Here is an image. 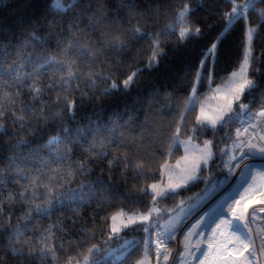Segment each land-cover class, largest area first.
<instances>
[{
	"label": "snow or ice",
	"instance_id": "obj_1",
	"mask_svg": "<svg viewBox=\"0 0 264 264\" xmlns=\"http://www.w3.org/2000/svg\"><path fill=\"white\" fill-rule=\"evenodd\" d=\"M194 2L203 7L202 0ZM225 2L232 7L223 13V30L211 40L199 62L189 70L193 80L191 94L168 145L169 155L177 145H187L205 132H210L213 139L203 141V147L198 149V158L190 168L181 170L178 182L170 181L163 188L155 183L141 187L139 196L120 190L124 199L139 202L146 211L134 209L126 213L121 209L110 217H100L101 225L107 226V238L87 249V255L83 256L84 264H108L109 257L113 256L120 264H132L133 258L141 252L144 258L136 260V264H145L149 252L154 254L157 264L161 260L167 262L172 256L167 244L174 241L178 233L183 237V248L172 258L173 264H186L185 254L193 255L198 264H264V186L256 182L257 177L264 178V167L246 163L256 158L264 160V91L260 90L255 79L250 78V70L252 77L264 75L255 67L260 55L255 54L253 47L254 39L264 36L261 32L264 27V0H243L240 4L236 0ZM166 6L169 9L173 7L172 4ZM48 11L54 18L44 21L49 30L47 33L37 35L43 32V28L33 24V31L22 39L0 40V136H12L15 140L0 150L11 153L0 156V188L6 189L12 183L20 189L10 193L6 201L0 200V234L7 238L4 249L0 250V264H5V257H14L27 264H37L38 261L55 264L57 250L65 252V245L75 250V247H83L85 241L96 239L87 229H81L75 238L64 233V241L54 247L55 231H63L60 225L53 224L44 229L38 239L29 225L42 217L50 218L55 212H68L69 215L62 219L70 220L74 229L80 209L92 203L101 207L109 203L117 191L109 182L97 179L95 183H80L77 188L69 186L76 176L83 177L91 172L90 162L106 161L109 173L123 166L122 175L130 172L132 183L146 176L148 159H137L134 149L137 143L143 144L145 140L155 142L152 139L157 132L155 121H149L148 116H155L161 106L168 108L170 114L172 106L165 104L159 93H153L139 107L133 106L114 114V119L103 120V112L82 117L88 120L87 125L82 126L76 117L78 105L82 106L97 95L107 96L129 90L142 71L157 66L159 58L164 56L161 48L163 37L176 33L177 28L179 43L211 36L202 27L188 23L190 14L195 11L188 3L176 12L172 23L156 34L142 31V26L122 29L118 20L107 13V0H50ZM158 11L146 2L141 3V0H121L119 4L120 13L126 12L133 18L153 23L158 18ZM57 16L59 19L55 18ZM240 21L244 22L242 56L238 67L226 78L230 81L228 91L231 99L214 116L207 115L201 107L188 141H183L180 138L181 126L186 123L187 114L195 109L197 89L205 81L212 88L218 48ZM117 32L123 34V39L113 36ZM144 39L150 44L151 55L143 66L131 71L132 64L124 65L122 60L112 59L113 53L126 51L129 41ZM53 44L54 54L46 50ZM37 48L45 50L38 52ZM129 71L130 74L119 83L113 79L115 73L125 75ZM101 85H104L102 89ZM54 91L59 93L55 99L52 97ZM23 95L31 99L24 102L20 99ZM244 99L248 102H243ZM65 119L76 127L64 123ZM57 121L56 134L45 140L47 133H40ZM6 123L14 125V130L9 131ZM233 130L234 134L230 135ZM221 132L223 136H220ZM24 135L30 138L24 139ZM217 137L227 144L213 152ZM111 148L126 151L114 155ZM73 151L86 154V159L73 165ZM109 156L112 159H108ZM216 159L221 160V169H227L225 180L243 165L239 181L233 188L235 195H226L211 212H204L192 224L187 221L193 204L186 206L181 200L171 209L159 206L164 200L178 196L180 189L203 180L201 173L207 170L210 161L214 163ZM54 184L63 191L53 194ZM141 196L150 197L151 203L141 200ZM13 201L28 205L22 217L25 222L15 227L11 224L14 214L10 212L5 216L3 211L4 204ZM118 218L119 227L116 223ZM95 220L93 217V226ZM125 230L141 233L142 237L126 239L116 249L107 247L114 238L122 239L120 233ZM29 231L32 235H26ZM193 237H196L194 247L200 253L199 257H195L192 251ZM202 244L205 247L201 248ZM67 264H80V260L68 255Z\"/></svg>",
	"mask_w": 264,
	"mask_h": 264
},
{
	"label": "trees",
	"instance_id": "obj_2",
	"mask_svg": "<svg viewBox=\"0 0 264 264\" xmlns=\"http://www.w3.org/2000/svg\"><path fill=\"white\" fill-rule=\"evenodd\" d=\"M50 0H0V40L7 41L12 37L22 39L28 32L33 31L32 25L38 24L43 28V32L37 33V35H43L47 33L48 27L44 23L45 20H52L54 17L48 11V5ZM121 0H107V13L114 19H117L119 26L122 29H128L129 27L142 26L141 30L148 32L149 34H156L164 29L168 24L172 23L175 19L176 12L183 7L184 3H188L193 11L188 19V23L193 26H200L206 33H211L210 37L196 40L190 39L184 43H179L177 40V32L166 37H163L164 44L161 46L164 56L159 58L157 66L142 71L139 76L134 80L133 85L127 91L120 90L113 92L107 96H94L91 101L86 100L82 106L78 105V111L76 113L77 120L80 125H87V119H81L82 117H90L93 113L103 112V120L107 121L109 118H115L114 114L122 113L125 109H131L133 106L139 107L145 100L151 98V94L159 93L160 98L165 104H171V112L166 107L161 106L157 108V114L155 116L149 115V121H155V127L157 132L152 139L154 143L145 140L143 144L137 143L134 151L137 153V159L145 157L148 162L145 164L147 169L146 176L141 177L135 183L131 182L130 172L122 175L121 166L119 169H114L111 173L108 172L105 162L89 163L91 172L86 176H76L70 187L77 188L80 183H95L97 179L109 182L117 190L116 193L109 199V203L106 205L98 206L96 203H92L88 207L80 209L76 214L78 222L73 229L71 221H65L62 218L68 216V212H55L50 218L42 217L39 220H34L29 225L31 230L36 233L35 238H39V233L44 229L49 228L53 224L61 226L63 231H55V237L52 241L55 247L58 243L63 242L65 239L64 233H69L74 238L80 234L81 229H87L90 234H94L96 239L85 241L83 247H75L76 241L73 240L75 250L65 245V252L61 253L59 250L56 252L55 264H67V257L71 255L74 260L79 259L80 264H84L83 256L87 255V249L93 244L98 243L101 240L107 238V226L101 225L100 217H110L123 209L126 213H130L134 209H139L141 212H145L146 208L139 202L129 201L123 198L120 194V190L133 194V196H139L138 189L141 187H147L152 182L158 181L161 177L162 166L167 160L175 161L182 154L180 144L171 150L169 155L168 145L171 144V137L175 133L176 125L180 122V113L184 111V105L188 102L191 94V88L193 84L192 77L189 70L194 68L199 62L203 52L209 46L212 39L218 35L224 27V20L222 19L223 13L230 11L232 5L226 3L225 0H202L203 7H198L194 0H141V3H148L152 9H159L156 22L151 20H138L133 18L132 14L120 13L119 4ZM243 0H236L237 4L242 3ZM172 4V8H168L166 5ZM59 19V17H55ZM107 27V26H106ZM261 32H264V27L261 28ZM114 37L123 39L121 32L113 33ZM244 38V22H238L233 30L222 40L218 48V57L216 63L215 83L213 86L222 84L230 73L238 67V63L242 56V42ZM55 40V36L53 37ZM255 54L260 55L258 62L255 64L256 68L264 73V36H259L254 39L253 42ZM45 49L37 48V51H44ZM49 53L54 54V44L49 45L46 49ZM151 55V47L147 39L141 41H129L128 48L124 53H113L112 59H120L124 65L132 64L131 71H134L136 67L143 66L149 56ZM136 61L133 64V61ZM130 74V71L125 75L115 73L113 79H117L119 83L122 79L126 78V75ZM255 79L259 85L260 90L264 91V75L257 74ZM212 86V87H213ZM104 85H101V89ZM210 90L208 82L205 81L197 89V96L200 98L205 96ZM59 95L58 92H52L53 99ZM91 95V94H89ZM24 102H28L31 98L28 95L20 97ZM243 102L247 103L248 100L244 99ZM19 111V108H17ZM198 114V105L195 109L187 114L186 123L181 126V136L185 137L191 134L190 130L196 123V117ZM143 119V117H141ZM28 119V117H26ZM64 123L70 124L72 127H76L70 121L65 119ZM59 124L57 121L55 124L50 123L47 128L43 129L40 133L44 135L46 140L49 136L55 135V128ZM5 127L9 131H13L15 126L12 124H5ZM104 135H107L105 133ZM210 132H205L200 135L198 141L204 138H212ZM24 139H29L27 135L23 136ZM15 140L12 136H0V150L4 149L9 143H14ZM131 147V146H130ZM154 149L155 151H149ZM113 154H124L125 149L111 148ZM11 155L10 152L0 151V156ZM86 159V154L72 153V163L82 161ZM108 159H112L109 156ZM55 167V165H54ZM131 171V170H130ZM127 181V182H126ZM201 181V180H200ZM199 182V181H198ZM190 184L188 187L180 189V194L173 199H166L161 204H176L180 199H184L188 196L194 188L197 187V183ZM19 187L15 184L9 183L7 188H0V200L6 201V198L10 193H16L19 191ZM43 191V189H40ZM58 191H63L59 188L58 184L53 185V194ZM99 191V189H97ZM141 200L151 203L150 197H139ZM43 203V201H38ZM28 210L27 204H22L17 201L4 204V215L7 216L10 212L13 213L11 218V224L15 227L17 224L24 223L22 220L24 213ZM93 217H96L95 226H93ZM7 223V221L5 222ZM103 228V230H102ZM127 232V234H125ZM121 232L122 239L127 236L130 239L135 237L141 239L142 234L132 232L131 230H125ZM26 235H32V231L26 233ZM122 239L114 238L110 241L107 247L117 248ZM7 238L0 234V250H3L6 245ZM143 245H141V249ZM151 253V252H149ZM103 255V253H101ZM143 257V252L133 258L132 264H136V260ZM5 264H27L26 261L18 262L14 257H5ZM37 264H48L47 261H38ZM108 264H120V262L112 257H109Z\"/></svg>",
	"mask_w": 264,
	"mask_h": 264
},
{
	"label": "rangeland",
	"instance_id": "obj_3",
	"mask_svg": "<svg viewBox=\"0 0 264 264\" xmlns=\"http://www.w3.org/2000/svg\"><path fill=\"white\" fill-rule=\"evenodd\" d=\"M230 76V75H229ZM230 81L225 80L222 84L213 86L210 90L206 93L205 96L199 97L196 95L195 106L198 105V114H200V109L203 107L205 113L209 116H214L218 114V112L226 106L228 100L231 99V94L228 91ZM218 89V90H217ZM234 134L230 133V135ZM191 134L180 137L183 141H188L189 136ZM224 133L221 132L220 136H223ZM212 138H204L200 141L197 139H192L190 143L187 145L180 144L182 149V154L179 156L178 159L175 161L167 160L165 164L166 167L162 168L161 177L158 181L152 182L151 184H159L161 188L166 187L167 184L171 181L172 183L178 182L179 175L181 174V170L188 169L191 167L192 163L196 158L199 156L198 149L203 147L204 140H211ZM227 144V141L220 142L219 138H216L215 146L213 147V152H216L219 148H224ZM187 148V151H186ZM187 157V159H185ZM246 163H254L257 167H264V160L256 158L252 161H246ZM164 164V165H165ZM221 165V160L216 159L215 162H209L207 170L202 172L204 179L197 183V187L192 190V192L186 196L184 199H180L176 202V204H160L161 208H174L181 200L185 201L186 206L188 204H193V210L191 216L189 217L187 223L192 224L194 223L198 217H202L204 212H211V210L216 207V205L226 196V195H235L233 188L239 181V176L243 165L240 168L235 169L234 174L228 178L227 180L224 177L227 176V169H221L219 167ZM237 171V172H236ZM257 184L264 186V178L257 177L256 179ZM150 184V185H151ZM226 190L225 193L220 191ZM218 196V197H217ZM214 197L217 199L213 200ZM238 198V197H237ZM211 201V202H210ZM254 206L255 202H254ZM119 212V211H118ZM117 212V213H118ZM167 219V216L164 217ZM117 226H120V219H117ZM163 223V221H161ZM130 239L129 237L125 236L121 243L118 245L117 248L124 242V240ZM183 237L181 234H177L174 241L167 244V247L172 250V256L169 258L167 262H163L161 260L160 264H173V257H175L178 252L183 248V244L181 243ZM196 237L192 238L191 242H195ZM195 244V243H194ZM194 244L191 243L192 251L195 254V257H199L200 253L195 251ZM205 247V245H201V248ZM116 249V248H114ZM186 255V262L187 264H198L197 259L194 258L193 255L185 254ZM112 258L115 259L113 256ZM144 258V257H142ZM141 258V259H142ZM202 258V257H201ZM145 264H157V260L153 253H149L147 259L145 260Z\"/></svg>",
	"mask_w": 264,
	"mask_h": 264
},
{
	"label": "bare ground",
	"instance_id": "obj_4",
	"mask_svg": "<svg viewBox=\"0 0 264 264\" xmlns=\"http://www.w3.org/2000/svg\"><path fill=\"white\" fill-rule=\"evenodd\" d=\"M236 172H237V171H236ZM222 192L225 193L226 190L220 191V194H222ZM217 197H218V196H217ZM217 197H214V198L212 199V201L215 200V199H217ZM210 202H211V201H210Z\"/></svg>",
	"mask_w": 264,
	"mask_h": 264
},
{
	"label": "built area",
	"instance_id": "obj_5",
	"mask_svg": "<svg viewBox=\"0 0 264 264\" xmlns=\"http://www.w3.org/2000/svg\"><path fill=\"white\" fill-rule=\"evenodd\" d=\"M191 243H193V244H194L195 242H191ZM186 264H187V262H186Z\"/></svg>",
	"mask_w": 264,
	"mask_h": 264
}]
</instances>
